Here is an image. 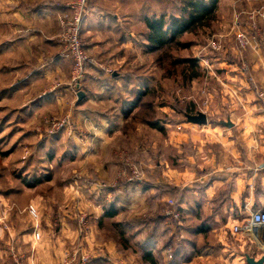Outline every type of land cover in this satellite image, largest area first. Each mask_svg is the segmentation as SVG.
Instances as JSON below:
<instances>
[{"label":"rangeland","instance_id":"obj_1","mask_svg":"<svg viewBox=\"0 0 264 264\" xmlns=\"http://www.w3.org/2000/svg\"><path fill=\"white\" fill-rule=\"evenodd\" d=\"M72 1L69 0V3ZM186 1L147 0V9L155 11L157 8V15L154 17L159 18L164 14L169 19L171 15L181 14V7L184 6L182 2ZM89 6L90 0L88 12ZM134 7L137 9V5L133 4L126 13L134 14ZM68 9L67 13L70 12L69 6ZM262 14L264 0H217L212 19L192 32L178 36V40L169 47L156 51L151 50L147 40L148 28L135 23L136 26H131L130 30L136 31V34L140 31L142 37L143 32L145 33L146 47L131 48L130 52L124 54L125 66H121L124 60L116 65V71L125 79L120 86L124 90L123 95L119 96L120 104L117 101L104 100L98 104L87 92L86 100L83 101L87 105L84 107L78 103L79 94L75 96L68 92L67 98L60 103L66 106V110L61 111L58 106H54L42 118H29L24 113L28 100L25 94L18 95L13 101L9 97V89L16 76L2 77L3 74H0V96L3 89L8 91L6 99L0 97V236L4 237L5 233H8V237L15 236L13 228L19 227L17 231L21 232L33 220L42 216V219L48 217L52 224L53 211L56 209L58 212L60 208V222L64 220L69 226L76 225L77 232L75 242L68 247L65 242L62 244L64 264L73 254L76 255L75 264H82L83 258L88 259L85 264H90L97 254L110 256V251L105 248L110 241L113 242L115 253L119 250L122 252L120 257L124 262L118 256V259L115 257L110 260L109 264H147L142 260L139 246L122 249L119 231L113 227L111 221H105L98 227V235H102L104 241L100 238L96 244V236L93 234L92 239H86L96 205L103 209V205L114 194L123 196L126 206L118 218H125V222L133 224L130 230L131 234H135L131 237L133 239L139 235L142 224L146 223L149 229L154 228V218L160 212L168 216L170 222L180 221L182 224L180 216L174 218L167 214V211H176L174 202L178 194H166L167 198L160 196L161 188L167 185L166 182L175 181L179 186L187 184L190 178H195L201 172V168L207 172L208 178L229 172L232 177L241 175L243 181L248 179L251 170L248 159L251 156V145L248 143L264 140V125L253 131L251 127L246 130L220 123L231 115L230 109L236 106L238 108L241 104L236 99L237 93L233 92L230 96L223 91L219 85L221 80L217 76L221 73L222 63H238L235 59L241 60L242 65L245 63V53L258 43L259 35L264 31ZM244 15L248 17L245 21L242 20ZM67 20L66 17L60 20L62 30L57 39L58 50L65 45L63 33ZM32 26L37 29L39 27L43 35L48 28L44 24ZM253 29H258V32L252 33L250 43L242 47L238 34H249ZM22 32L25 34L27 31L23 28L20 35ZM3 34L0 36V43L12 37L7 36L6 32ZM138 39L136 37V42ZM82 43L84 50L95 63L91 65H98L99 62L85 47L83 37ZM183 43H187L188 48H182ZM38 46L34 45L32 48V54L36 58L25 52L18 54L17 63H23V68L25 63L28 64L24 70L26 67H37L38 62H45L42 47ZM40 56L44 57V62L40 61ZM184 57H192L199 62L201 76L187 81L176 72V66L172 62L176 58ZM9 64L10 58L0 59V68L9 67ZM101 65L98 70L108 71L107 66ZM107 74L111 77V71ZM129 81H134L135 88L145 92V95L138 107L129 114V118L125 119L124 114L120 116L119 113L120 108L124 107L122 100L129 93L125 91ZM244 81L253 90L249 77ZM84 89L80 91L85 93L87 90ZM224 96L228 99L226 102L222 101ZM14 107L18 109H13ZM187 108L206 111L209 122L205 125L187 122L184 116ZM261 109L264 110V106ZM101 117L105 119L102 121ZM238 117L230 118L235 123L237 121L239 126L241 123L258 124L244 116L239 121ZM40 118L46 126L44 133L41 132L43 128L40 131L38 127ZM208 124L210 125L207 126ZM110 126L113 127L112 132H109ZM63 132L64 140L60 141L58 137ZM42 139L48 141L46 146H42ZM76 140L79 143H75ZM63 158L67 159L63 161ZM176 171L183 172L179 175L180 179ZM46 176L50 179L42 180L37 186L34 184L36 178L45 179ZM55 214L58 216V213ZM247 215L224 211L216 217L226 227L223 230L225 236L234 241L240 237L231 235L229 224ZM169 225L172 223H162L155 229L161 238L158 246L162 244L164 248L163 260L159 258L160 264H166L173 255L172 247L165 246L167 237H174L177 243L182 234H185L183 231H172ZM149 229L140 238L147 237ZM259 242L264 248V239ZM175 245H172L173 248ZM250 249L261 253L256 244ZM246 251L247 246L243 252ZM20 255L21 263L25 264V255L22 252ZM243 264L248 263L244 260Z\"/></svg>","mask_w":264,"mask_h":264},{"label":"crops","instance_id":"obj_2","mask_svg":"<svg viewBox=\"0 0 264 264\" xmlns=\"http://www.w3.org/2000/svg\"><path fill=\"white\" fill-rule=\"evenodd\" d=\"M68 3L69 0H0V36L4 35L3 32H6L7 36H12L9 40H3L0 43V59L2 60V57L10 58L9 67H6L7 69L4 66L0 68V74H3L2 77L7 75L16 76L9 89V97L13 101L18 98V95L25 94L26 100H28L24 106V113L29 118H42L54 106H58L61 111L66 110V106L60 103L67 98L66 94L68 92L72 94L69 85L72 60L61 56L62 49L58 50L57 41L62 30L60 20L69 10ZM133 4L134 6L137 5V9L134 7L136 9L134 14L128 15L126 10ZM154 10L148 11L147 0H90L89 12L82 24V37L85 40V47L100 64L89 65L85 90L87 89V92L91 94V98L98 104L102 100L116 102L124 92L120 86H122L125 79L120 72L116 71V65L121 64V61L125 59V52H130L131 48L138 47L141 49L143 47L144 49L146 47L145 33L143 32L144 37H142L140 31L136 34V31L130 30V27L138 23L137 26L143 25L146 28V19L157 15V8ZM247 19V16H242L243 21ZM33 24L48 26L45 35L41 33L39 27L38 29L33 27ZM23 28L27 32L25 34L22 32L20 35V30ZM136 37L139 38L137 42ZM141 37L142 41L140 40ZM34 45H41L45 62L44 57L40 56V61L43 60V64L38 62L37 67L32 69L26 67V70H24L28 64L25 63L24 68L23 63L18 64V54L25 52L36 58L32 54ZM245 54L246 56L243 57L245 60L243 61H245V64L247 63V69L243 70L241 60L234 58L235 62H239L233 63L234 61L231 60L232 62L222 63L221 73L217 77L221 80L219 85L223 91L230 96L233 92L237 93L235 95L236 99L238 98V102L241 104L238 108L236 106L234 109H230L231 115L228 119L231 120L232 117L239 116L240 121L244 116L258 123L257 125L241 123L239 126L237 121L235 123L231 120L234 123L232 127L246 130L251 127L253 131H257L260 128L259 126L264 125V110L261 109L263 105L244 79L247 80V77L250 79L252 75L255 80L264 85V31L259 35L258 43L251 46ZM125 63L124 60L121 65L122 68ZM101 64L107 66L108 71H111L113 74L111 78L107 74L108 71L97 69L100 66L102 67ZM133 83L134 81H129L128 88L125 89L129 93L133 91L132 96L135 95V85ZM138 85L140 84L138 83ZM6 91V89L1 91L2 97H0L3 100L8 97ZM84 96L79 97L78 103H80V106L84 105L85 107L87 103L82 102ZM227 100L226 96L222 99L223 102ZM16 108L18 109V107L13 109ZM77 110L78 108L76 112H78ZM20 111H22V108H20ZM79 112L81 111L79 110ZM204 112L206 113V111ZM41 118L38 127L40 131L42 127L41 132L44 133L46 126L43 125ZM222 121L224 120L220 121L221 124H223ZM112 129L113 127L110 126L109 132H112ZM63 134L64 132L58 137L60 141L64 140ZM40 141H43L42 146L48 144V141L43 139ZM78 141L76 140L75 143H79ZM248 144L251 145V156L248 158L251 163V170L250 176L244 181L241 175L232 177L229 172L216 174L208 178L207 172L201 168V172L198 175L196 174L195 178H190L191 180L189 179L187 184L179 186L180 184L175 181L166 182L174 188L181 187L180 189H184L186 203L184 202L182 206L185 210L190 209L189 212H192L197 208L190 200L193 198L194 201H199L204 218H212V221L208 222L211 229L208 228L209 231L206 234L195 232V226L200 225L199 220L191 217L186 222L187 227L184 231V238L191 240L199 247L200 253L184 264H243L244 260L247 262V256L259 259L264 255V248L260 246L259 242L264 239V229L261 228L257 236L254 234L239 235V239L232 241L225 236L223 230L226 227L216 217L224 211L250 214L255 209L264 208V140H256ZM253 149L255 152H253ZM172 169L176 170L174 167ZM182 173L176 171L178 179H180L179 175H182ZM206 182H209L206 186H198ZM229 189L230 191H228ZM166 194L162 191L160 196L167 198L168 195ZM206 198L209 199L205 202ZM59 209L58 212L55 211L56 209L53 211L52 224L48 221V217L42 219V216L37 218V221L33 220L21 232H18L19 227L15 226L17 227L16 229L13 228L16 232L15 236L10 235L8 237V233H5L4 237L0 236V264H16L14 252H22L25 255V264H62L65 258L62 244L65 242L66 247H68L73 241L75 242L77 232L76 225L71 224V228L64 220L60 222L59 215L62 211ZM55 213H58V216ZM92 213L91 233L89 232L86 235V239L90 240L93 234L96 236L93 237L96 239V244H98L100 238L103 240L102 235L100 237L98 235L103 209L96 205ZM233 223L229 224L230 229ZM255 244L261 249V253H255V250L251 251L250 248ZM246 246L247 251L243 252ZM105 248L110 251V256L104 257L102 254H97L90 264H109L110 260L112 261L115 257L118 259L122 254L120 250L115 253L111 241L108 242ZM119 259L124 262L121 257Z\"/></svg>","mask_w":264,"mask_h":264},{"label":"trees","instance_id":"obj_3","mask_svg":"<svg viewBox=\"0 0 264 264\" xmlns=\"http://www.w3.org/2000/svg\"><path fill=\"white\" fill-rule=\"evenodd\" d=\"M216 2L217 0H210L209 2L205 0H187L186 2H182L184 6L181 7L180 15L177 16L171 15L169 19H167L164 14H162L159 18L148 17L146 19L147 28L149 30L147 35V40L151 45V50L156 51L161 48L169 47L176 40H178L179 38L178 36L188 32H192L200 25L206 23V21L212 19ZM181 46L182 48L185 49L188 48L187 43H183ZM172 64L176 66V72L182 75L187 81H191L201 76L200 64L195 58L192 57L176 58L172 62ZM88 68H90V66L87 67L86 74L81 83L80 89L85 88V81L87 79ZM112 76L113 74L111 73V77ZM138 89L139 88H135L134 96H132V93H129L122 100L123 106L125 108L124 107L120 108L119 115L121 116V114H124V117H126L125 119L129 118V116L131 115L130 113L133 110H135L143 100V96L145 95V92L143 93L142 90L140 89L138 90ZM84 94L85 96L82 102L86 100L87 91H85ZM117 102H119L120 104L119 98L117 99ZM91 109L94 110V108ZM195 112L197 111H195L192 108L190 109L187 108L186 110H184V116L186 113H195ZM97 118H100V116L97 115ZM154 125L156 127V124H153V126ZM66 159L67 158H63V161H65ZM49 179H50L49 176L48 177L46 176L45 179L36 178V182L34 184L37 186L38 184H40L42 180L44 181ZM207 183L209 182H206L203 185H198V184L197 185L200 187H204L207 185ZM161 189L164 193H167L169 195L178 194L177 198H175L174 210L180 213V217H181L180 219L183 221L182 224L180 221L176 223L170 222L168 216L160 212L157 213L156 217L154 218V222H155V225L153 226L154 228L149 229L146 223L142 224L141 228H139L140 229L139 230L140 233L138 232L139 235L131 239V237L135 235L134 233L133 234L130 233L131 228H133L132 227L133 224H131L129 221L125 222V218L119 220L118 217L119 215H121L123 208L126 205L124 204L125 202L124 197L118 196L116 194H114L111 200H108L103 205V217H102V221H100V224H103L105 221H111L113 223V227H115L119 231V235H120L119 237L121 239L120 246L122 247V249L125 250L132 248L133 246H139L141 249L142 260L147 264H160V259L163 260L162 258H163L164 248L162 247V244L160 247L158 246L161 238L155 232L157 225H161L162 223H166L168 225L169 223H172V225H169V228L171 227L172 231L177 230L178 233H180V231L183 232L186 231L187 225L185 224L192 217L193 219H197L200 222V225L198 227L195 226L194 228L196 233L206 234L209 231V229H211L208 226L209 224L208 222H211L212 218L211 217L204 218V215L200 210L201 205L199 201L197 200L194 201V199H190L194 202L197 208H195L192 212H189L190 209L185 210L182 206L184 202L186 203L184 189L174 188L168 184L166 186H163V188ZM228 191H230V189ZM148 229L149 232L147 237L140 238L141 235H144ZM168 245L172 247L173 255L171 259L167 261L166 264H184L192 260L194 256L200 253L199 247H197L191 240L184 238L183 234L177 243H175L174 237H167V240H165V246ZM172 245L173 246L175 245V248H173Z\"/></svg>","mask_w":264,"mask_h":264},{"label":"built area","instance_id":"obj_4","mask_svg":"<svg viewBox=\"0 0 264 264\" xmlns=\"http://www.w3.org/2000/svg\"><path fill=\"white\" fill-rule=\"evenodd\" d=\"M88 1L89 0H73L68 5L70 12L64 15L68 20L63 33L65 45L62 48L61 56L72 60L69 85L71 87V92L75 96H77L81 90V83L86 74L87 67L91 64H95L84 50L81 36L82 24L88 13ZM262 15L264 17V14ZM254 32H258V29H253L249 34L246 32H240L238 34L242 47H246L250 43V40L253 38V35L251 34ZM242 69H247L245 63L242 65ZM250 80L257 99L264 106V85L255 80L252 75L250 76ZM61 126H63V124H61ZM167 214L172 215L174 218H179L180 216V213L177 211H167ZM261 228L264 229V208L255 209L246 217L235 221L230 230L231 235L239 236L253 234L255 231L259 234ZM258 234H256V236ZM20 257H22L20 253L14 252V260L16 264H22ZM75 259L76 255L73 254L70 258L65 260V264H75ZM86 260L88 259L83 258L82 264H85Z\"/></svg>","mask_w":264,"mask_h":264},{"label":"water","instance_id":"obj_5","mask_svg":"<svg viewBox=\"0 0 264 264\" xmlns=\"http://www.w3.org/2000/svg\"><path fill=\"white\" fill-rule=\"evenodd\" d=\"M82 96H84V94L82 91H80L79 97L81 98ZM185 117L187 122L189 123L198 124V125H205L208 123V116L203 111H197L196 113H186ZM222 123L227 127L234 126V123L230 119L224 120L222 121ZM246 260L248 264H264V255L259 259H255L251 256H247Z\"/></svg>","mask_w":264,"mask_h":264},{"label":"bare ground","instance_id":"obj_6","mask_svg":"<svg viewBox=\"0 0 264 264\" xmlns=\"http://www.w3.org/2000/svg\"><path fill=\"white\" fill-rule=\"evenodd\" d=\"M253 234L256 235V234H258V232L255 231Z\"/></svg>","mask_w":264,"mask_h":264}]
</instances>
